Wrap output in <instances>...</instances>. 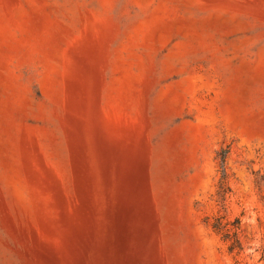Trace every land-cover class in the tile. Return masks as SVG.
<instances>
[{"label":"rangeland","instance_id":"obj_1","mask_svg":"<svg viewBox=\"0 0 264 264\" xmlns=\"http://www.w3.org/2000/svg\"><path fill=\"white\" fill-rule=\"evenodd\" d=\"M0 264H264V0H0Z\"/></svg>","mask_w":264,"mask_h":264},{"label":"trees","instance_id":"obj_2","mask_svg":"<svg viewBox=\"0 0 264 264\" xmlns=\"http://www.w3.org/2000/svg\"><path fill=\"white\" fill-rule=\"evenodd\" d=\"M226 154H227V151L225 150H221L217 154L220 167H222L224 164ZM221 220H222V217L214 218L211 224L212 231L220 237L221 241H223L226 244V248L228 252L234 253L235 251H239L240 245L238 243V240L236 238V234L234 231L235 229L238 228L239 221L234 220V222L230 224L232 228L229 229V223L223 224Z\"/></svg>","mask_w":264,"mask_h":264}]
</instances>
